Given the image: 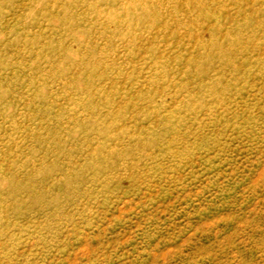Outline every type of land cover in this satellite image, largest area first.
Segmentation results:
<instances>
[{
    "label": "rangeland",
    "instance_id": "1",
    "mask_svg": "<svg viewBox=\"0 0 264 264\" xmlns=\"http://www.w3.org/2000/svg\"><path fill=\"white\" fill-rule=\"evenodd\" d=\"M0 264H264V0H0Z\"/></svg>",
    "mask_w": 264,
    "mask_h": 264
}]
</instances>
